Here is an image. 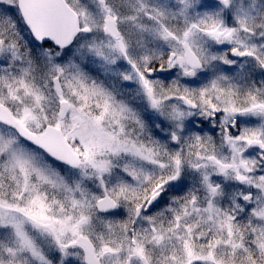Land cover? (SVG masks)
Returning a JSON list of instances; mask_svg holds the SVG:
<instances>
[{"label":"snow or ice","instance_id":"1","mask_svg":"<svg viewBox=\"0 0 264 264\" xmlns=\"http://www.w3.org/2000/svg\"><path fill=\"white\" fill-rule=\"evenodd\" d=\"M0 264H264V0H0Z\"/></svg>","mask_w":264,"mask_h":264}]
</instances>
